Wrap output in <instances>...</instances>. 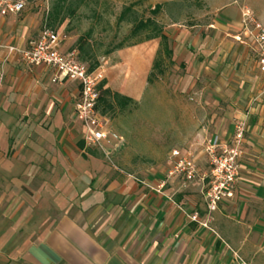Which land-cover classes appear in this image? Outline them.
Wrapping results in <instances>:
<instances>
[{
	"label": "crops",
	"instance_id": "1",
	"mask_svg": "<svg viewBox=\"0 0 264 264\" xmlns=\"http://www.w3.org/2000/svg\"><path fill=\"white\" fill-rule=\"evenodd\" d=\"M163 2L196 9L190 26L181 18L163 22L173 62L182 57L197 76L205 69L220 74L218 100L228 98L237 107L230 118L247 122L234 197L209 211L204 196L205 142L216 134L230 139L232 123L197 127L185 146L169 151V162L141 176L122 175L100 156L86 158L83 127L72 121L78 83L53 82L51 68L9 52L35 39L28 17H20L26 6L0 14V264H264V73L256 44L236 39L242 6L263 22L264 9L248 0L155 3ZM75 37L63 42V52L78 49ZM159 49L154 38L110 53L101 88L139 101ZM177 148L192 150L195 179L168 175Z\"/></svg>",
	"mask_w": 264,
	"mask_h": 264
},
{
	"label": "rangeland",
	"instance_id": "2",
	"mask_svg": "<svg viewBox=\"0 0 264 264\" xmlns=\"http://www.w3.org/2000/svg\"><path fill=\"white\" fill-rule=\"evenodd\" d=\"M156 1L26 0L27 8L20 17H28L35 38L40 30L50 28L60 31L64 41L70 34L75 35L74 45L78 47V39L85 36L96 57L87 53L88 45L85 50L78 47L81 56L87 57V65L98 59L100 66H103L110 56L105 55V51L121 41L128 44L138 40V37H131L132 24L129 21H119V16L127 5L135 3L138 18L154 17L163 26L164 21L180 18L184 25L195 23L190 17L195 12V7H182L177 4L166 6L163 2V8L154 14L152 7L156 5ZM248 2L264 9V0ZM244 7H248L263 22L252 8L248 5L242 6ZM57 11L67 18L60 25H51L47 18ZM130 17L131 15L128 16ZM210 17L212 14H207L205 19L208 21ZM187 49L196 54L195 47L190 46ZM193 57L196 63L198 55ZM166 63L165 73L158 74L151 82L148 81L139 101L134 100V103L125 108L116 102L111 109H105L101 102L99 104L101 112L102 109L106 110L108 130L122 137V140L111 135L108 141H104L105 149H95L103 161L108 162L122 175L130 173L141 176L152 167L169 162V151L174 147L185 146L191 132L197 127L208 129L217 125L223 128L232 123L235 129L239 122L244 121L230 118L237 107L228 98L218 100V95L215 94L218 89L214 81L218 82L215 76L220 74L205 69L203 74L197 76L193 69H188L189 63L184 62L182 57H178L177 63ZM252 77H259L257 70H252ZM209 131L211 132V128ZM87 151L85 149L83 154L90 158L92 155Z\"/></svg>",
	"mask_w": 264,
	"mask_h": 264
},
{
	"label": "built area",
	"instance_id": "3",
	"mask_svg": "<svg viewBox=\"0 0 264 264\" xmlns=\"http://www.w3.org/2000/svg\"><path fill=\"white\" fill-rule=\"evenodd\" d=\"M26 6V0H0V14H18ZM241 15L242 29L236 39L241 41L246 37L256 44L259 69L264 73V24L248 7L242 8ZM63 42L64 36L60 31L44 28L27 48L10 45L8 49L10 53L20 55L30 65L51 68L54 71L53 82L63 83L70 80L78 83L79 95L72 121L82 125V140L86 147H101L111 135L122 140V137L108 130V120L99 109L105 70L102 66L90 70L80 59L78 49L73 48L67 52L61 50ZM246 129L247 122L244 120L236 126L230 139H224L216 134L205 143L209 182L204 196L209 211L216 210L221 202L235 195L240 179ZM172 157L175 159V165L168 171L169 176L182 174L187 180H193L198 176V163L192 151L183 153L175 149ZM193 218H196V215Z\"/></svg>",
	"mask_w": 264,
	"mask_h": 264
},
{
	"label": "trees",
	"instance_id": "4",
	"mask_svg": "<svg viewBox=\"0 0 264 264\" xmlns=\"http://www.w3.org/2000/svg\"><path fill=\"white\" fill-rule=\"evenodd\" d=\"M164 4H157L153 9V13L157 14L163 8ZM134 6L135 3L125 6L119 16V21L121 22L129 21L133 26L131 31V37H138V40L134 42H130L128 44L121 41L116 45H114L109 50L105 51V55H109L110 53H112L117 49L133 46L154 38H160V49L158 50L156 59L154 61L153 69L148 79V81L151 82L158 76V74L165 73L166 61H168L170 64L173 63L172 60L173 50L170 47L168 36L164 33V26L154 17L138 18L137 10L134 8ZM130 15L131 17L128 18V16ZM66 18L67 17L65 15L64 16L60 15V11H57L55 13L50 14L49 18L47 19L49 20V23L51 25H55V24L60 25L65 21ZM90 34L91 33L89 32L88 35L90 36ZM87 45L89 46V50L87 53L96 57V55L92 52L88 40L85 38V36H81L78 39V47L81 50H85L86 49L85 46ZM79 56L80 59L87 64L86 62L87 57L81 56L80 51H79ZM88 66L90 70H95L100 66L99 60L95 59V61L92 64H88ZM100 102L101 104L104 105L105 109H111L114 107L115 102L118 103L121 107L125 108L127 107V105L134 103L135 101L130 97L123 96L120 93L113 92L111 89L107 88V89H102ZM102 113L105 114L106 110L102 109ZM80 147L84 150L87 149L88 150L87 152L92 156H99L97 150L92 147H86L85 142L83 140L80 142Z\"/></svg>",
	"mask_w": 264,
	"mask_h": 264
}]
</instances>
